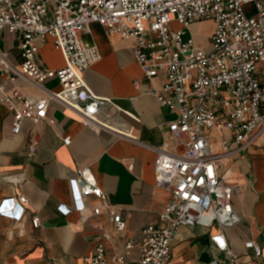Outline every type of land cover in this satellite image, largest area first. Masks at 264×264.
Here are the masks:
<instances>
[{
    "label": "built area",
    "instance_id": "obj_1",
    "mask_svg": "<svg viewBox=\"0 0 264 264\" xmlns=\"http://www.w3.org/2000/svg\"><path fill=\"white\" fill-rule=\"evenodd\" d=\"M207 20L215 22L207 48L184 39L192 24ZM174 22L180 31L172 29ZM94 23L108 36L133 41L145 80L164 76L163 85L148 92L176 118L167 124L162 146L154 148L156 185L170 193L159 223L145 226L139 242L127 240L117 252L109 253L98 244L85 263L173 264L179 232L198 227L214 232L210 240L221 255L205 264H264L263 246L252 242L246 245L253 260L238 263L225 234V228L242 220L234 202L240 184L231 164L256 149L264 153V0H0V35H11L21 59L17 68L0 53V105L13 114L14 135L27 120H48L53 101L97 133L137 141L113 124L112 99L95 95L85 81V72L101 60L98 46L83 38ZM49 39L63 56L61 68L41 63L39 51ZM20 79L42 94L37 98L25 94L17 85ZM51 80L59 83L58 91L45 88ZM139 84L134 83L136 88ZM181 137L186 138L183 153L176 145ZM38 142L39 132L32 130L29 159L37 155ZM70 185L74 207L59 206V212L75 211L87 221L89 210L99 216L106 207L113 231H125L126 222L107 203L90 168L78 170ZM90 197L99 203L91 206ZM26 202L24 196L5 198L0 215L19 221ZM31 224L39 228L40 218L33 217Z\"/></svg>",
    "mask_w": 264,
    "mask_h": 264
},
{
    "label": "crops",
    "instance_id": "obj_2",
    "mask_svg": "<svg viewBox=\"0 0 264 264\" xmlns=\"http://www.w3.org/2000/svg\"><path fill=\"white\" fill-rule=\"evenodd\" d=\"M83 38L95 43L101 53V60L84 74L87 85L95 95L112 99L116 106L113 124L137 141L107 131L97 133L83 126L75 113L53 101L48 108V120H27L21 132L14 135L13 114L0 105V201L8 197L27 198L19 221L0 215V264H86L85 258L100 243L109 253L117 252L127 240L139 242L145 226L159 223L170 198L167 190L156 185L154 148L162 146L167 124L175 120L176 114L160 106L148 92L159 89L164 76L145 80L135 60L133 41L108 36L99 24H91ZM40 51L57 57L55 62L41 60L44 67H63V56L52 40ZM0 53H6L11 64L19 67L21 59L7 32L0 35ZM136 81L140 82L138 88ZM17 85L29 96L37 98L42 94L27 80L20 79ZM45 88L58 91L60 86L51 80ZM32 130L39 132V142L37 155L29 159ZM185 140L181 137L176 142L179 153L184 151ZM254 152L231 164L240 184L234 197L235 208L242 217L240 224L231 228H236L241 239L225 234L238 255V263L253 260L247 242L261 244L264 257V153L259 149ZM85 168L92 170L107 203L121 213L125 231H113L106 207L99 216L89 210L87 221L75 211L59 212V206L74 207L70 182L77 177L78 170ZM88 200L91 206L99 203L95 197ZM35 216L41 220L37 229L31 224ZM213 233L198 227L182 229L174 243L173 264H205L214 257L220 259L210 240ZM105 234L111 238L106 239ZM132 256L137 258L138 252L134 251Z\"/></svg>",
    "mask_w": 264,
    "mask_h": 264
},
{
    "label": "rangeland",
    "instance_id": "obj_3",
    "mask_svg": "<svg viewBox=\"0 0 264 264\" xmlns=\"http://www.w3.org/2000/svg\"><path fill=\"white\" fill-rule=\"evenodd\" d=\"M172 29L176 31H180L182 27L174 22L172 24ZM215 30V22L213 20H207L202 22H197L192 24L187 35L184 37L185 40L193 39L196 42V45L201 46L203 48H207L210 42V38L212 37ZM39 58L42 61H46L47 59L52 61H57V57L54 54L40 51ZM261 155V154H259ZM254 164L258 163V161H253ZM237 180V178H234ZM239 183V182H237ZM225 232L228 236L236 238H240L239 232L236 231V228H225Z\"/></svg>",
    "mask_w": 264,
    "mask_h": 264
}]
</instances>
